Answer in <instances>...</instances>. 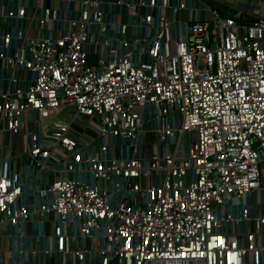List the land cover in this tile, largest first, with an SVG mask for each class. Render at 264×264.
<instances>
[{
  "label": "built area",
  "instance_id": "built-area-1",
  "mask_svg": "<svg viewBox=\"0 0 264 264\" xmlns=\"http://www.w3.org/2000/svg\"><path fill=\"white\" fill-rule=\"evenodd\" d=\"M262 179L264 0H0V264H264Z\"/></svg>",
  "mask_w": 264,
  "mask_h": 264
},
{
  "label": "rangeland",
  "instance_id": "rangeland-1",
  "mask_svg": "<svg viewBox=\"0 0 264 264\" xmlns=\"http://www.w3.org/2000/svg\"><path fill=\"white\" fill-rule=\"evenodd\" d=\"M236 1V0H235ZM242 1V0H240ZM209 5L211 8H215V9H218L219 7L220 8H224L222 4H220L218 1H209ZM77 123L81 124V125H84V122L81 121V120H78ZM79 124H76L74 126V129L77 130V131H80V125ZM143 144L145 145V152L146 154L149 152L152 151V146L154 144H156V138L154 135H144L143 136ZM261 184L264 185V179L261 180Z\"/></svg>",
  "mask_w": 264,
  "mask_h": 264
},
{
  "label": "crops",
  "instance_id": "crops-1",
  "mask_svg": "<svg viewBox=\"0 0 264 264\" xmlns=\"http://www.w3.org/2000/svg\"><path fill=\"white\" fill-rule=\"evenodd\" d=\"M4 232V229H0V234ZM1 246L3 249L7 248V241L5 239L2 240Z\"/></svg>",
  "mask_w": 264,
  "mask_h": 264
}]
</instances>
